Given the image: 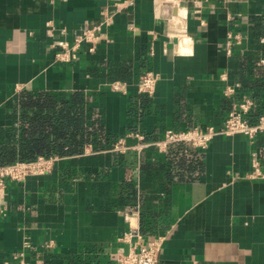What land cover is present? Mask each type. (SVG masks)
<instances>
[{"label": "crops", "instance_id": "crops-1", "mask_svg": "<svg viewBox=\"0 0 264 264\" xmlns=\"http://www.w3.org/2000/svg\"><path fill=\"white\" fill-rule=\"evenodd\" d=\"M104 20L94 50L82 44L75 60L56 61L55 41L72 44ZM228 33L240 41L230 53ZM260 60L264 0H0V143L17 141L21 92L81 93L86 126L95 121L106 138L56 157L48 174L6 182L0 263L23 250L25 264H115L135 242L121 240L131 226L160 239L157 264H264V179L250 177L252 152L264 170V140L218 135L185 154L135 149L130 136L153 143L166 130L218 128L247 95L264 113ZM147 71L159 80L140 115ZM234 84L240 92L224 97ZM119 139L129 149L111 151ZM129 201L139 215L126 220Z\"/></svg>", "mask_w": 264, "mask_h": 264}, {"label": "built area", "instance_id": "built-area-1", "mask_svg": "<svg viewBox=\"0 0 264 264\" xmlns=\"http://www.w3.org/2000/svg\"><path fill=\"white\" fill-rule=\"evenodd\" d=\"M107 25V20L102 21L97 26L84 29L79 36L74 39L72 44L65 41H55L51 48L55 50V59L58 62H71L76 59V52L80 49L82 44H90L91 51L94 50L93 46L102 36V26ZM50 31L52 29L49 25ZM240 44L239 38L228 33L227 41L225 44L227 53H230L231 47ZM264 64V60L259 61V65ZM159 80L158 74L155 72L147 71L140 76L137 83L136 94L139 97H152L156 84ZM113 91H124V84L120 82H113L109 85ZM239 84L227 85L223 88L222 94L224 97H232L237 95ZM256 106V100L252 96H244L240 101L232 104L231 109L228 111L226 117L222 120L220 127L214 126H193L191 128H183L180 130H166L162 139L153 143H147L143 135L139 133L130 134L141 143L135 149L147 147L149 145L155 146L159 152H165L168 148L182 147L183 153L188 151L203 152L209 142L216 136H242L250 143H255L257 140H264V114L257 116L253 121L249 115ZM111 151L122 153L128 147L123 143V139H119L110 148ZM251 173L252 179H264V170H262L261 163L258 160L257 153H251ZM56 157H38L30 162L17 161L12 164L0 166V190L5 188L6 182L22 183L29 176H41L48 174L52 171ZM139 210L137 206L128 207L123 212L126 220L130 217H138ZM134 238L135 242L130 245L126 253H118L115 257V264H157L158 252L160 249V239L156 238L152 241H145L138 228L130 226L129 231L124 233L121 240L130 242ZM28 248V244L24 245V249ZM25 252L23 250L13 255L14 259L8 257L0 264H11V260H16L19 264L24 263ZM10 257V256H9Z\"/></svg>", "mask_w": 264, "mask_h": 264}, {"label": "trees", "instance_id": "trees-1", "mask_svg": "<svg viewBox=\"0 0 264 264\" xmlns=\"http://www.w3.org/2000/svg\"><path fill=\"white\" fill-rule=\"evenodd\" d=\"M239 92L238 89L237 93ZM61 95L63 94L19 93V104L15 110L19 112L17 141L12 142L13 145L9 142L0 143V166L17 161L30 162L38 157L78 156L85 144H92L96 148L106 144V138L103 140L104 136L95 121L87 126L85 124L83 95L73 93L69 101L63 99ZM146 98L141 97L140 107L135 105L134 113L140 115L144 113L148 108V104L144 105ZM255 108L249 115L252 121L264 114ZM181 149L183 150L182 147ZM179 162L183 161L179 160L177 163ZM129 202L133 207V202Z\"/></svg>", "mask_w": 264, "mask_h": 264}]
</instances>
